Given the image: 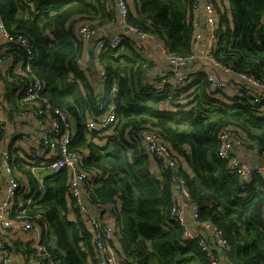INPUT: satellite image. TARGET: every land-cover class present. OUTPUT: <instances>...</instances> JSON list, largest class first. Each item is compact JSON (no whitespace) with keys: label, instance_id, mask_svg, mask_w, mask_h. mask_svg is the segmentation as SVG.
I'll use <instances>...</instances> for the list:
<instances>
[{"label":"trees","instance_id":"16d2710c","mask_svg":"<svg viewBox=\"0 0 264 264\" xmlns=\"http://www.w3.org/2000/svg\"><path fill=\"white\" fill-rule=\"evenodd\" d=\"M227 1L232 21L224 6L217 8L214 53L236 70L264 80V0ZM192 8L193 0H137L129 16L132 24L161 36L169 53L189 58L183 69L190 78L163 80L160 72L171 71L173 64L163 57L158 67L133 47V35L123 37L118 48L100 56L107 73L104 98L100 84H93L96 75L80 65L89 45L77 35L75 26L80 18L85 20L82 24L116 21L115 0H29L25 5L19 0H0L6 31L15 38L26 37L34 50L32 75L44 81L51 103L77 121L74 131L71 126L70 149L82 154L81 166L91 173L85 193L88 205L106 203L115 196L124 201L119 244L126 262L212 264L198 241L183 237L182 227L171 215L177 181L184 178L189 202L197 206V219L223 231L232 264H264V175L245 182L218 155L219 133L227 124L247 136L251 141L247 148L264 151V108H255L249 100L221 99L208 91L209 81L198 66L205 58L195 59L196 52L205 50L196 41ZM12 37L3 43L7 53L24 61L26 50ZM17 88L11 83L16 104ZM112 102L117 114L113 133L90 135L85 120L89 115L101 116L102 103L107 108ZM143 130L156 131L170 143L180 158L178 168H165L160 174L153 171L146 149L135 139ZM11 153L16 166L29 174L31 184L26 199H16L14 208L20 211L21 203L31 198L25 204L27 212L31 216L40 213V223L49 224L42 231V242L52 258L60 264H98L92 231L68 192L69 172L46 175L41 187L22 155L16 150Z\"/></svg>","mask_w":264,"mask_h":264},{"label":"built area","instance_id":"2783aa9c","mask_svg":"<svg viewBox=\"0 0 264 264\" xmlns=\"http://www.w3.org/2000/svg\"><path fill=\"white\" fill-rule=\"evenodd\" d=\"M131 0H115V8L121 21L119 32L113 36H104L97 39L100 29L94 21L81 24L77 35L89 45L92 43L91 56L97 63L100 73L102 97H106L107 73L100 63L101 54L108 49L118 48L123 37L131 36L132 45L139 52L149 58V47L153 46L159 54L168 59L174 69L163 70L160 76L163 80L174 79L183 82L190 78L183 67L189 58L176 56L169 53L166 42L161 36L153 34L149 28H143L130 22L129 16L133 10ZM29 0H19L20 5H25ZM219 0H193L195 20L193 22L196 31L197 43L202 40V20L200 13L205 11L206 23L209 27V35L205 39V66L202 68L203 75L209 81L208 91L213 96L225 99L227 96L235 101H248L264 108V80L255 77L246 71H238L230 62H224L214 53L218 47L217 8ZM232 21L230 2L223 5ZM0 32H3L9 41L11 35L6 31L5 24L0 14ZM14 42L23 46L26 50L20 71L8 74L10 81L18 88L19 105L32 107L34 114L40 120H47L43 124V132L38 140L31 145L23 142L21 136L7 138L9 121L2 111V100L0 99V264H13V257L8 242V237H22L29 235V241L33 233L38 238H33L30 256L34 264H60L52 258L48 247L42 242L43 229L48 230L49 224L44 222L40 213L31 216L27 212L26 205L31 203V198L26 203H21V210L14 208L16 199L24 200L30 193L31 184L29 174L19 169L14 162L13 150L18 151L25 160L26 168L36 177L41 187H44V177L48 174H60L62 171L69 172L68 192L75 202L86 225L91 229L95 248V259L98 264H128L119 244V231L123 223L124 201L120 196H115L106 203H95L91 207L85 196L87 182L91 173L81 166L82 154L70 149L73 132L68 115L63 109L53 105L46 93L44 81L32 75L33 64L36 60L34 50L30 41L23 35L12 37ZM2 56H0V62ZM23 76V79H22ZM227 77V79L222 78ZM22 81V82H21ZM116 80L112 86L113 98L116 97ZM113 100V99H112ZM105 110L101 116L89 115L85 120L84 127L90 135L93 133L112 134L114 124L117 120L114 102L102 103L101 108ZM220 145L218 155L229 161V166L234 169L245 182H249L254 175H264L263 163H249L242 159L240 151L251 144V141L243 132H239L232 124L225 125L220 133ZM135 139L146 149L150 161L158 166L156 172L160 174L165 168L176 169L180 166L179 155L175 152L169 142L156 131L143 130L139 133V139ZM94 140H96L94 138ZM240 151H239V150ZM260 156L264 157V151L254 147ZM238 150V151H237ZM151 164V163H150ZM176 192V204L171 210L172 217L183 229V237L187 240L198 241L199 247L210 258L212 264H223V259L229 263L231 260L227 254V239L223 231L209 221L197 219V206L189 202V190L184 178L178 181ZM26 204V205H25ZM187 209L193 211L196 228L190 226ZM214 244L215 246H212ZM216 250V251H215Z\"/></svg>","mask_w":264,"mask_h":264},{"label":"crops","instance_id":"0c3cea01","mask_svg":"<svg viewBox=\"0 0 264 264\" xmlns=\"http://www.w3.org/2000/svg\"><path fill=\"white\" fill-rule=\"evenodd\" d=\"M109 3L114 0H108ZM137 1V0H136ZM136 1L131 0L130 5L132 7V10L134 12V7H136ZM220 6H223L224 4H227V0H219L218 3ZM200 18L202 20V40L198 42V45H200L205 50V39L208 36V26L206 23V14L205 11H202L200 14ZM219 17V16H218ZM85 20L83 18H80V20L77 23V26L75 28H79V26L84 22ZM103 28L98 32V35L96 36L97 39L102 38L104 36H113L119 32V29L121 27V21L119 16L117 17L116 21L112 23H104ZM5 35L0 32V56H2V62H0V99L2 100V111L5 116V118L9 121V130L6 134L7 138L10 137H18L21 136L20 139L23 140L28 145H31L35 140H38V138L41 136L43 132V124L45 122V125L47 124V120H40L37 115L34 114L32 107L27 106H21L17 102V93L15 95L10 94L11 89V83L12 81L8 80V74L12 71H20V68L22 66L23 61L19 59V57L13 56L12 53H7V47L6 44H3L4 41H6ZM92 43H89V50L87 55L83 56L80 60V65L85 70L91 72V74H95L96 76L94 85L98 87L100 76L97 74V66L95 63V60L91 56V47ZM198 49V48H197ZM196 49V50H197ZM205 52H196L195 53V59L199 58L202 61L204 60V54ZM149 58L150 61L153 64H156L158 67L162 66L163 64V56L159 54L158 51L153 46L149 47ZM206 61L204 60L201 63H198V66L200 70L205 66ZM197 68V69H199ZM97 77V78H96ZM101 86V84H100ZM71 117V116H70ZM69 118L70 125L71 121ZM74 131V130H73ZM239 150V149H238ZM237 150V151H238ZM240 151V150H239ZM242 159L249 163H263L264 157L260 156L259 152L255 149H249L245 147L240 151ZM151 168L153 171L156 172L158 170V166L153 163V161H150ZM185 167L188 168L187 164H185ZM187 215L188 220L190 222L191 228H196V223L193 218V211L190 209H187ZM33 238H38L37 233H33ZM32 239L29 241V235L25 234L22 237H8V242L11 249V257H13V264H34V259L30 256V251L32 249ZM223 264H232L229 263L226 259H223Z\"/></svg>","mask_w":264,"mask_h":264},{"label":"rangeland","instance_id":"374dc122","mask_svg":"<svg viewBox=\"0 0 264 264\" xmlns=\"http://www.w3.org/2000/svg\"><path fill=\"white\" fill-rule=\"evenodd\" d=\"M100 21L99 20H97V21H94V23L98 26V29H102L103 28V24L101 23H99ZM70 121H71V124H72V129L73 130H75L76 129V126H77V121H76V119L73 117V116H71L70 117ZM108 133H103L102 135H100V136H103V135H107Z\"/></svg>","mask_w":264,"mask_h":264},{"label":"water","instance_id":"95a60500","mask_svg":"<svg viewBox=\"0 0 264 264\" xmlns=\"http://www.w3.org/2000/svg\"><path fill=\"white\" fill-rule=\"evenodd\" d=\"M176 187H179V185L177 184Z\"/></svg>","mask_w":264,"mask_h":264}]
</instances>
